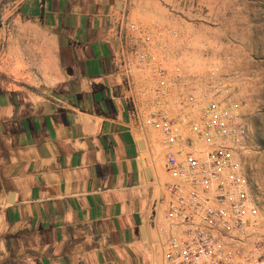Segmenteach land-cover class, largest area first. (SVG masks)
<instances>
[{
  "label": "crops",
  "instance_id": "crops-1",
  "mask_svg": "<svg viewBox=\"0 0 264 264\" xmlns=\"http://www.w3.org/2000/svg\"><path fill=\"white\" fill-rule=\"evenodd\" d=\"M162 3L0 0V256L164 264L172 180L163 136L146 122L159 106L187 123L185 96L207 87L167 39L150 47L154 61L137 58L145 44L130 26L152 29ZM156 67L169 82L183 68L166 96Z\"/></svg>",
  "mask_w": 264,
  "mask_h": 264
},
{
  "label": "built area",
  "instance_id": "built-area-1",
  "mask_svg": "<svg viewBox=\"0 0 264 264\" xmlns=\"http://www.w3.org/2000/svg\"><path fill=\"white\" fill-rule=\"evenodd\" d=\"M154 73L161 96L169 85L167 73L162 67ZM217 77L212 70L211 87L200 98L189 97L195 116L187 123L163 108L146 122L163 136L172 180L162 201L170 224L164 264H264V231L254 233L260 211L242 166L249 150L247 129L230 89Z\"/></svg>",
  "mask_w": 264,
  "mask_h": 264
},
{
  "label": "rangeland",
  "instance_id": "rangeland-1",
  "mask_svg": "<svg viewBox=\"0 0 264 264\" xmlns=\"http://www.w3.org/2000/svg\"><path fill=\"white\" fill-rule=\"evenodd\" d=\"M162 4L163 7L155 5L156 21L152 29L137 24L130 26L145 44L137 58L154 61L150 47L156 48L167 39L172 59L182 57L183 61L185 57L189 65L195 63L204 73L200 75V84L206 90L213 82L210 72L217 70L218 80L230 89L247 129L249 150L242 166L249 194L260 211L254 233L261 236L264 231V0H163ZM163 28L169 29L170 40L167 34H162ZM143 53L148 54L147 59H142ZM174 69L176 76L168 87L181 83L183 68ZM155 82L156 92L158 79ZM168 87L161 96H166ZM192 95L185 96L184 102ZM216 96L223 97L221 93ZM11 258L2 255L0 261Z\"/></svg>",
  "mask_w": 264,
  "mask_h": 264
},
{
  "label": "trees",
  "instance_id": "trees-1",
  "mask_svg": "<svg viewBox=\"0 0 264 264\" xmlns=\"http://www.w3.org/2000/svg\"><path fill=\"white\" fill-rule=\"evenodd\" d=\"M22 261H20L19 258H11L7 259L3 262L0 261V264H20Z\"/></svg>",
  "mask_w": 264,
  "mask_h": 264
}]
</instances>
